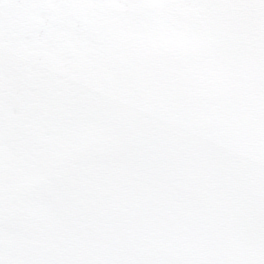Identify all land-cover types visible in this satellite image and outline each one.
Returning <instances> with one entry per match:
<instances>
[{
	"label": "snow or ice",
	"instance_id": "snow-or-ice-1",
	"mask_svg": "<svg viewBox=\"0 0 264 264\" xmlns=\"http://www.w3.org/2000/svg\"><path fill=\"white\" fill-rule=\"evenodd\" d=\"M0 264H264V0H0Z\"/></svg>",
	"mask_w": 264,
	"mask_h": 264
}]
</instances>
